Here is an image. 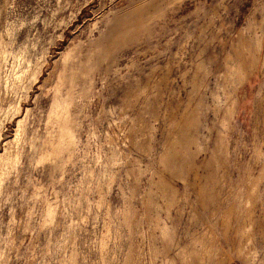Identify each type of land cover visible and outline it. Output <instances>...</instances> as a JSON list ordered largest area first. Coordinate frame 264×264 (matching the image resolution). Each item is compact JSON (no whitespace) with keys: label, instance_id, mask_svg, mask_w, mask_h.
Here are the masks:
<instances>
[{"label":"rangeland","instance_id":"rangeland-1","mask_svg":"<svg viewBox=\"0 0 264 264\" xmlns=\"http://www.w3.org/2000/svg\"><path fill=\"white\" fill-rule=\"evenodd\" d=\"M0 264H264V0H0Z\"/></svg>","mask_w":264,"mask_h":264}]
</instances>
